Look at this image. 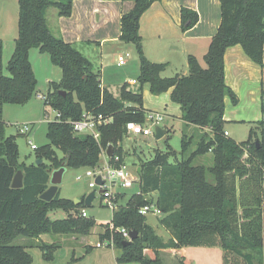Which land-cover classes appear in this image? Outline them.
I'll return each instance as SVG.
<instances>
[{
	"label": "trees",
	"instance_id": "16d2710c",
	"mask_svg": "<svg viewBox=\"0 0 264 264\" xmlns=\"http://www.w3.org/2000/svg\"><path fill=\"white\" fill-rule=\"evenodd\" d=\"M102 1L133 2L132 10L120 18L119 40L133 45L136 51V93L128 90L126 83L120 87L118 97L101 88L100 71L94 70L74 46L50 32L46 11L52 7L60 17H68L72 0H17L18 33L6 65L7 75L2 72L0 42V113L3 105H25L36 94L30 50L48 54L52 65L62 73L59 83L48 84V105L60 114L61 121L47 123L48 144L34 150L40 164L19 162L15 137L6 136L0 118V264H31L25 248L14 245L18 238L90 234L94 221L77 213L83 205L60 199L59 192L50 202L39 197L48 189L52 171L62 165L66 169L94 168L109 145L113 146L114 156L120 158L115 166L124 163L121 144L127 135L126 125L145 121V85L154 96L170 92V100L180 108L181 120L208 132H202L195 150L181 161H169V156L175 155L172 151L157 152L139 166L138 193L124 204H118L122 195L116 196L117 209L113 210L111 224L138 233L130 245L123 247L122 238L108 227L99 234V240H112L114 248L121 250V256L116 258L118 264H162L157 257L159 250L187 247H218L223 250L222 264H264V129L256 148L252 130L246 141L236 143L223 128L225 100L232 106L239 102L225 83V51L241 46L249 60L260 68L261 85L264 81V0H219L221 20L203 57L206 67L189 56L187 75L172 77L161 76L167 64L153 63L145 57L139 34L141 16L160 0ZM197 22L196 11L180 9L182 32ZM84 113L111 118L110 123L99 127V140L75 134L66 122L79 120ZM192 143V136H184L183 156ZM56 150L63 154L62 158H58ZM207 154L212 156L210 165L194 164ZM112 161L113 158L108 159L109 164ZM18 171L23 174V186L13 189L11 183ZM150 204L163 215L158 224L169 233L167 242L146 224V216L138 213L140 207ZM55 209L70 213L66 219L50 220L47 213ZM40 248L43 258L50 261L57 247ZM181 263L188 264L185 258Z\"/></svg>",
	"mask_w": 264,
	"mask_h": 264
},
{
	"label": "rangeland",
	"instance_id": "374dc122",
	"mask_svg": "<svg viewBox=\"0 0 264 264\" xmlns=\"http://www.w3.org/2000/svg\"><path fill=\"white\" fill-rule=\"evenodd\" d=\"M55 11V8H49L47 10L48 17ZM1 16L3 17L5 25V28L3 27L0 30V42L2 44L1 64L3 74L7 75L6 65L13 52L14 40L17 37L18 31L17 0H0V24L2 22ZM29 53V61L37 81L36 94L25 105H3L0 113V118L5 124V134L6 136L15 137L19 152V162L25 165L34 164L37 160V151L32 150L29 143L38 149L48 144L46 138L47 123L52 122L56 115L55 111L49 105H44L42 100H38L36 95L41 94L45 96L48 90V82L59 83L62 78L61 70L52 65L48 54H39L35 49L30 50ZM111 53L109 52V56H107V60L104 63L105 70H103L104 75L101 85L117 97L124 79H137L138 68L136 60L138 59L133 53L126 56L127 52L125 50H119L117 51L118 55H123L127 63L124 67H118L116 65L118 56L117 54ZM90 60L94 67H96L98 60L96 62H93L95 59ZM201 66L205 68V62ZM176 73L187 75L188 70L178 64L175 69L171 67L167 69L162 76L172 77ZM258 80L255 79V81L250 83L251 86H254V89L251 90V93L248 91L243 93L238 105L234 107L238 112L237 116L233 118V121L227 122L224 125L225 131H227L229 137L236 143L247 140L250 129H254L258 137H260V133L264 129V91L262 88L264 81L261 85ZM128 88L132 89L130 90L131 92L136 93L138 92L139 86L128 85ZM257 88L261 92H257ZM241 89H243V86H241ZM142 107L146 114L153 112L163 117L158 127L165 130L166 134L161 139L156 140L155 128H153L152 135L146 138L139 135H126L124 137L121 144L123 162L132 174L135 173L136 169L142 163L150 160L157 152L165 154L172 151L175 155L169 156V161L171 163L181 161L183 157H187L195 150L196 142L202 132H208V130H199L194 126L186 125L181 120L180 108L170 100V94L168 92L154 96L148 91L146 85L143 86ZM24 125H28L30 128L28 133L22 131L21 128ZM184 136L193 137V143L188 148L186 156L182 155V139ZM256 140L259 141V138L256 137L253 142ZM56 154L58 158L63 157V154L58 150H56ZM211 162L212 156L211 154H207L197 158L194 164L207 166ZM45 163L48 165L47 162ZM106 165H110L108 158L106 159L103 153H101L100 162L96 167L100 168ZM94 168L81 167L78 169H66L62 177V182L58 187L60 199L74 201L76 199H82L94 191L95 189L88 187L90 180L84 176L86 171L93 170ZM78 176L81 177L80 181L76 180ZM137 191L138 188L135 186L131 189L123 190L118 184H114L112 188L115 198L117 195H122V198L118 200V204H124ZM101 202L102 199L97 190L91 205L87 207L81 206L79 209V211L84 210L87 218L94 221V227L90 230L88 236L43 234L38 238H18L14 241V245L25 248L32 259L31 264H118L116 258L122 254L120 249H111L109 247L95 248V244L99 242V233L104 231L105 227L112 226L111 218L113 209ZM69 213L63 209H55L49 211L47 216L50 220H61L66 219ZM162 217L163 215L161 213L158 215L149 213L146 215V224L154 229L155 234L163 242H167L170 235L158 224L159 219ZM82 237H86L85 241ZM84 243L91 247L89 251H87ZM41 245L57 247L50 261L43 258V252L40 248ZM184 250L185 252L183 254L180 252L177 253L179 250H159L157 257L162 264H182L181 261L183 258H185L188 264H222L223 250L218 247H187ZM146 258L149 259L148 254H146Z\"/></svg>",
	"mask_w": 264,
	"mask_h": 264
},
{
	"label": "crops",
	"instance_id": "0c3cea01",
	"mask_svg": "<svg viewBox=\"0 0 264 264\" xmlns=\"http://www.w3.org/2000/svg\"><path fill=\"white\" fill-rule=\"evenodd\" d=\"M132 8L133 2L131 1L72 0L70 16L60 17L56 9L48 17L46 11V23L55 37H59L64 42L74 46L88 59L94 70L100 71V82H102L103 70H105L104 63L107 56H109V52L117 54L118 57L123 56L118 55L117 51L119 50H125L128 56L131 53L136 55L133 45L119 40L120 18L123 14L130 12ZM181 8L194 10L198 14L197 24L185 32L180 29ZM1 18L0 30L3 27L5 28L3 17L1 16ZM220 20L219 0L156 1L143 13L139 22V34L144 55L153 63L167 64L166 70L170 67L175 69L178 64L188 70L187 58L189 56L195 57L201 65L204 62L203 57L207 52L209 42L217 32ZM90 59H95L93 62L98 60L96 67ZM126 63L127 61L124 65L118 66L116 59L118 67H124ZM136 63L138 68V60H136ZM176 74L183 75V73ZM224 75L226 85L237 95L238 100L243 93L247 91L251 93V90L254 89V86L250 85L252 81L260 79L258 81H260L259 84L261 83L260 68L249 60L239 45L230 47L225 51ZM133 80L136 81L134 86H139L137 79H124L123 84L129 85ZM241 86H243V89H241ZM101 88L107 89L103 85H101ZM128 90L132 89L128 88ZM256 90L261 92L258 88ZM168 93L170 94V92ZM111 94L114 96L113 93ZM234 107L228 99L225 100V123L233 121V118L237 116L238 112ZM250 130L255 134L254 137L260 138L254 129ZM225 134L229 137L227 131H225ZM102 233L103 231L99 234ZM85 238L82 237L84 241ZM84 246H86L87 251L91 249L86 243H84ZM179 252L183 254L185 252L184 248L177 253Z\"/></svg>",
	"mask_w": 264,
	"mask_h": 264
},
{
	"label": "built area",
	"instance_id": "2783aa9c",
	"mask_svg": "<svg viewBox=\"0 0 264 264\" xmlns=\"http://www.w3.org/2000/svg\"><path fill=\"white\" fill-rule=\"evenodd\" d=\"M128 56V55H126ZM126 62L125 58L123 56H119L117 58V65L122 66ZM136 81H131L129 85H135ZM38 100H42L44 104L48 105V100L46 95L38 94L36 95ZM55 118L53 121L60 122V114L55 112ZM163 120V117L157 113L148 112L145 115V121L144 124H137V123H129L126 125V133L127 135H139L141 137H148L152 135V129L159 126V123ZM68 124L71 125V128L75 134H86L92 136L95 140H99L100 133H99V127L106 125L111 122V118L104 117L102 115H92L89 113H84L81 116V119L76 121H66ZM22 131L24 133H28L30 131V128L28 125L22 126ZM226 135V134H225ZM30 144V148L32 150H35L36 147L34 145ZM104 157L107 159L105 150L102 151ZM113 163L110 165H106L105 167H96L93 170H88L84 173V176L88 178L90 181L88 183V187L90 189H95L99 191L100 197L102 199V204L106 205L107 207L115 210L117 209V205L114 201L115 197L112 192V188L114 184H118L119 187L123 190L131 189L134 186L137 187L139 176L137 174V169L134 174H132L126 167V165L123 163L120 166L116 167L115 164L119 162L120 158L119 156H112ZM111 159V158H110ZM96 170V171H94ZM97 177H100L101 181H103V185L99 186L95 183V180ZM264 179V177H263ZM77 181L81 180V177L78 176L76 178ZM138 193V191H137ZM81 217L87 218V215L84 210L77 212ZM138 213L142 216H146L149 213H152L153 215H158L160 213L159 209L153 205H146L143 207H140L138 209ZM110 232H116L119 237L122 238L123 241H129V230L126 228H114L113 225L108 227ZM103 247H109L111 249L114 248V243L112 240H99L95 244V248H103Z\"/></svg>",
	"mask_w": 264,
	"mask_h": 264
},
{
	"label": "water",
	"instance_id": "95a60500",
	"mask_svg": "<svg viewBox=\"0 0 264 264\" xmlns=\"http://www.w3.org/2000/svg\"><path fill=\"white\" fill-rule=\"evenodd\" d=\"M59 94L64 95L65 92L60 91ZM154 133H155V139L159 140L166 134V131L161 129L160 127H156L154 130ZM255 145H256V148H259L258 140L255 141ZM105 154H106V157L108 159H110L113 156V146L112 145H109L106 148ZM40 163H41L40 160H37L35 162L36 165H38ZM65 170H66V168L62 165L59 169L54 170L50 173L49 187L43 194L40 195L39 198L41 200H43L45 202H50L55 198V196L58 193V187L62 182V177H63ZM139 173H140V168H137V174L139 175ZM95 183L99 186L103 185V181H101L100 177L96 178ZM22 186H23V174H22V172L18 171L12 180L11 187L13 189H20V188H22ZM95 192L96 191L94 190L91 193H89L87 196H85L84 198L76 199L72 202L75 206H81V205L86 206V207L90 206L92 201L94 200ZM137 237H138V233L136 231H130L129 232L130 240L129 241H123L122 246L126 247V246L130 245L132 243V241H134Z\"/></svg>",
	"mask_w": 264,
	"mask_h": 264
}]
</instances>
